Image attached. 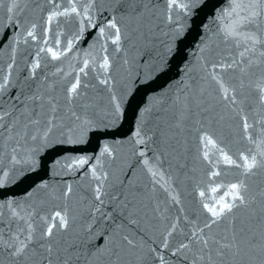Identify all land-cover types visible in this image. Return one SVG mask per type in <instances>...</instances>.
Masks as SVG:
<instances>
[{"label": "water", "instance_id": "1", "mask_svg": "<svg viewBox=\"0 0 264 264\" xmlns=\"http://www.w3.org/2000/svg\"><path fill=\"white\" fill-rule=\"evenodd\" d=\"M87 2L16 0V8L9 13L12 0H0V80L8 73L7 66L14 64L10 82L0 94V108L11 113L3 122L5 128L0 129V235L7 240L27 227L12 218L11 210L15 209L34 229L29 254L33 249L43 253L40 234L50 224L59 223L51 217L60 212L67 217L68 225L66 229L54 228L50 243L67 258V264H181L171 251L184 232L203 225L208 214L202 204H211L231 183L244 179L238 169L225 165L219 149L236 159L254 147L242 139L237 112L220 98L213 83L202 79L205 61L231 63L242 50L224 43L219 34L226 23L220 16L230 7V0H177L187 8L171 10L169 0H143L142 15L135 19L123 11L127 4L95 0L92 23L85 20L82 32V17L75 14L57 15L48 23L49 14L70 9L73 4L82 12ZM113 17L121 29L119 51L111 42L114 30L106 28L104 38L99 33V28ZM28 31H33L35 39L27 36ZM259 35L264 40V25ZM69 41L73 43L71 51L53 60L47 49L63 53ZM42 48L45 51H40ZM260 49L264 44L248 54L255 60L251 67L239 61L221 73L226 83L237 88L238 95L244 82L247 100L242 106L250 123L264 114L255 91L257 85L264 84ZM105 56L110 64L108 74L100 67ZM85 59L89 67L79 73ZM36 63L39 67L33 75L32 65ZM241 67L245 68L243 73ZM78 73L81 95L70 105L65 99L66 89ZM106 75L111 80L107 87L100 82ZM32 95H40L43 100L27 99ZM13 96L16 99L9 100ZM113 96L120 105L119 112L115 111ZM186 97L192 113L178 129L176 117L182 113ZM49 100L56 105L54 113ZM202 108L208 111L202 112ZM33 110L41 113L42 121L53 117L61 125L47 141L30 138L37 133V126H29V135H23L28 113ZM73 110L86 116L93 126L82 130L71 117ZM17 119L13 134L20 131L21 135L10 139L5 129ZM137 131L146 138L145 144L135 143ZM204 133L216 145L207 147L209 161L202 159L205 149L199 138ZM105 146L112 156H100ZM13 156L19 163L12 162ZM82 157L88 158L85 165L69 167ZM144 159L157 171V177L148 173ZM93 165L99 175L108 174L103 191L109 195L102 197L103 204L95 200L94 188L99 181L91 177ZM212 170L220 175L209 180ZM159 173H163V179ZM169 177L170 191L179 203L172 202L160 188ZM154 179L158 183L154 184ZM247 183L253 193L264 187V171L248 178ZM213 186L220 191L212 193ZM69 187L71 192L65 196ZM201 191L205 197L200 196ZM111 193H117L116 199ZM157 205L159 213L152 210ZM173 223L177 224L176 232L166 249L162 247L163 236ZM124 235L137 243V249L121 251ZM110 250L117 251L119 257ZM0 264H13L5 248H0ZM24 264H41L39 255L35 262L27 260ZM183 264H190V260Z\"/></svg>", "mask_w": 264, "mask_h": 264}, {"label": "snow or ice", "instance_id": "2", "mask_svg": "<svg viewBox=\"0 0 264 264\" xmlns=\"http://www.w3.org/2000/svg\"><path fill=\"white\" fill-rule=\"evenodd\" d=\"M118 6L122 4H127V8L123 9L125 14L129 15L132 19L142 15V9L140 4L143 0H114ZM95 4V0H88L87 3L83 5V11H78L75 4L70 9H66L62 12H53L48 16V23L57 16H71L75 14L78 17H82L80 20L81 32L84 30V21L87 20L89 24L92 23V10ZM16 0H12V6L7 9L9 13H13L16 8ZM147 7V5H144ZM169 9L181 8L186 9L187 5L177 3V0H169ZM130 9V11H128ZM221 21H226L223 23L219 29V34L224 43H231L237 49H242L238 52V59H234L231 63H221L219 61L212 62L210 60L205 61L203 65V71L205 73L202 78L206 82L213 83L216 86L220 94V98L227 101L228 106L233 112H237L240 116L241 124L240 128L242 130V139L247 140L254 147L249 149L247 153H241L236 159L231 158L228 154L223 152V149H219L222 154L223 161L225 165L229 168H235L239 170V175L244 177V179H238L236 182L231 183L227 190L219 198L215 199L211 204L203 203L202 208L204 212L208 214L205 218L203 225H195L192 229L183 233V239H181L174 250L171 251L172 256L179 257L181 259V264L183 261L190 260V264H264V187H258L255 193H253L247 179L257 176L258 173L264 171V114H261L252 123L249 122V118L244 114L245 109L242 105L246 103L247 97L244 96L243 89L245 84L243 81L240 83V93L237 94V88L233 85L226 83L221 73L227 71L228 69L234 68L239 61H246L247 67H251L255 60L249 58V53H255L257 51V46L264 44V40L260 38L259 32L261 26L264 25V0H230V7L225 10L221 16ZM9 22L12 20V16L8 17ZM95 26V25H93ZM35 25H33V28ZM107 29L114 30V37L112 38V43L117 45V51H119V45L121 43V29L118 23L113 17L109 20L106 25L99 28L100 37L104 38L105 31ZM179 31V28L177 29ZM28 37L35 39L33 31L27 32ZM15 42V41H14ZM47 43V41H45ZM59 45V42H57ZM73 47L72 41H69L65 52L57 53L51 48L47 49V52L53 60H59L61 55L66 54L71 51ZM40 51H45V49H40ZM203 51V50H202ZM259 55L264 57V49H260ZM14 60V58H13ZM127 63V61H125ZM14 64L10 63L8 67V73L3 76L0 80V94L4 92L10 82L11 70ZM258 66V65H257ZM39 67V64L32 65V73L34 75V70ZM89 67V61L87 59L83 62V67L79 69V73H85V70ZM101 69L105 74L109 73L110 64L108 57L105 56L103 63L100 65ZM243 73L245 71L244 67L240 68ZM79 73L76 75L74 82H72L66 89V101L68 104H72L76 101L80 93L81 82ZM29 77H26L28 79ZM106 87L110 85L111 80L107 77L100 81ZM86 87V85H85ZM255 91L257 92L256 100L259 105H261L262 112H264V84H259L256 86ZM203 95V92L201 93ZM243 97V98H242ZM2 99V96H0ZM16 98L9 97V100H15ZM27 99L34 102L42 101L43 97L40 95L28 96ZM112 102L115 106V111H120V105L117 102V98L113 96ZM52 104L51 111L54 113L56 111V105ZM239 110L237 111V106ZM15 107V105H13ZM43 106L42 104L40 105ZM27 107V106H25ZM200 107V105H197ZM202 112L208 111L207 108H202ZM192 113L191 104L188 102V98H185V103L183 105L182 113L176 117L175 127L181 128L184 120L187 118L188 114ZM11 115V113L3 112L0 108V129H4L5 117ZM41 113L33 110L28 113L27 123L24 125V136H28L29 126H37V133L31 135L32 140H42L47 141L48 137L53 133L55 129L61 125L56 122L53 117H49L46 120L40 119ZM71 117L74 118V122H78V126L83 130L84 128H90L93 126L92 121L86 116H82L80 113L73 110L71 112ZM19 123L17 119L13 124L7 126L5 130L9 132V138L13 139L16 136H20V131L13 130ZM44 124L43 128H39L41 124ZM136 144H145L146 138L141 136L140 131L136 132L133 138ZM200 143L204 146V152L202 159L204 161H209V153L207 151L208 145H213L215 147V142L211 136L204 133L200 136ZM15 151V149H13ZM112 156V152L107 146L104 147L100 156ZM140 156L144 157L145 152L141 151ZM99 163V158H97ZM13 163H19L13 156ZM88 162L87 157H82L77 161H74L69 167H82ZM148 173L153 177H157L158 173L149 164L148 159L142 161ZM91 177L92 179L99 181V183L94 188L95 200L100 204L104 201L102 197L104 195H109V193L104 192L105 181L108 180V174L104 173L102 176L98 174L97 167L95 165L91 166ZM6 175V173H5ZM220 172L212 170L208 174V179L213 180L218 177ZM161 179H163V173H159ZM170 181H164L160 183V188L167 193L168 198L174 202L179 203L178 198L172 194L170 191ZM153 183H158L157 180H153ZM2 186V185H0ZM218 187L213 186L211 188L212 193L219 192ZM71 192V188L64 193L65 196ZM111 198L116 199L117 193H111ZM206 193L204 191L200 192L201 197H205ZM2 207V206H0ZM11 207V206H9ZM127 207V205H125ZM99 209L97 208V211ZM154 212L159 213V206H155L152 209ZM27 215H31L27 213ZM11 216L14 219L23 221L27 224L26 228H21L19 232L15 235H10L7 240L0 235V248H5L8 250V256L13 264H24L27 260H32L35 262L36 256L39 255L41 264L43 261H47V264H67V258L62 257L61 251L54 248L50 243L51 238L54 235V228L66 229L68 225L67 217L62 215L60 212H56L52 220H58V224H50L46 227L40 234L39 241L44 243H39V247L43 248V253H37L35 249L32 250V254H29V246L34 240V229L32 224L25 220V217L20 215L15 209L11 210ZM210 217V218H209ZM47 223V221H45ZM177 224H170L163 236L162 247H169V238L173 237L176 232ZM119 235V233L117 234ZM121 251L124 249L135 250L138 245L127 235L121 236ZM112 255L118 256L119 253L115 250H110ZM63 252H67V249H63ZM70 256V254H69ZM159 259L163 261V256Z\"/></svg>", "mask_w": 264, "mask_h": 264}]
</instances>
